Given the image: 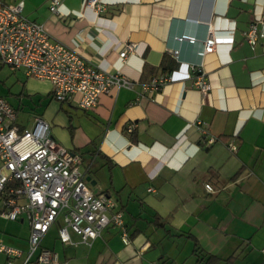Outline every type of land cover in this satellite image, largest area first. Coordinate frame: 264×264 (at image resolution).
<instances>
[{
	"label": "crops",
	"instance_id": "crops-1",
	"mask_svg": "<svg viewBox=\"0 0 264 264\" xmlns=\"http://www.w3.org/2000/svg\"><path fill=\"white\" fill-rule=\"evenodd\" d=\"M3 1L22 3L23 15L52 39L133 82L85 111L57 101L49 81L15 72L18 124L49 122L53 139L81 155L93 193L118 202L130 239L124 244L110 226L91 245L74 234L75 244L65 245L56 223L41 246L58 254L57 264H264V39L254 48L246 41L250 24L264 18V0H103L101 14L83 0H60L57 14L51 0ZM209 26L217 46L205 58L200 42L176 39L203 40ZM129 43L135 50L122 60ZM194 67L206 73V95ZM164 75L171 80L149 90ZM3 213L0 201V241L27 251L29 222Z\"/></svg>",
	"mask_w": 264,
	"mask_h": 264
},
{
	"label": "built area",
	"instance_id": "built-area-1",
	"mask_svg": "<svg viewBox=\"0 0 264 264\" xmlns=\"http://www.w3.org/2000/svg\"><path fill=\"white\" fill-rule=\"evenodd\" d=\"M86 7L101 14L107 8L103 0H83ZM60 0H51L50 11L57 14ZM23 4L8 5L0 0V61L11 71H23L27 78L49 81L53 96L59 102H73L89 111L97 107L100 96L113 88H130L133 82L120 73L112 74L87 62L78 52L52 39L44 25L23 15ZM180 42H200L199 56L205 58L216 50L214 29L200 40L191 35L176 37ZM264 39V18L250 24L246 41L254 48ZM135 50L129 43L120 53L122 60ZM195 86L204 95L211 90L206 73L193 68ZM171 80L168 75L152 81L149 90L157 91ZM17 110L7 99L0 97V201L3 216L8 220L25 218L30 225L29 249L5 245L0 241V255L6 264H57L58 254L41 246L51 227L59 223V239L74 245L72 234L81 243L91 245L110 226L121 232L122 241L130 243L123 212L118 202L106 194H95L88 186V169L82 168V157L58 144L52 137L51 125L36 117L30 128L21 127ZM207 144L216 138L198 123ZM130 132L133 126L128 128ZM237 151L235 143L229 144ZM208 191L213 188L206 185ZM153 191V189H150ZM264 254V247L262 248Z\"/></svg>",
	"mask_w": 264,
	"mask_h": 264
},
{
	"label": "rangeland",
	"instance_id": "rangeland-1",
	"mask_svg": "<svg viewBox=\"0 0 264 264\" xmlns=\"http://www.w3.org/2000/svg\"><path fill=\"white\" fill-rule=\"evenodd\" d=\"M15 77V72L11 71L7 66L3 65L0 61V97L8 100V102L17 108L16 97L13 93L15 92L13 88V79ZM12 85V86H11ZM13 88V89H12ZM20 118L27 121L32 114L29 111L21 112Z\"/></svg>",
	"mask_w": 264,
	"mask_h": 264
},
{
	"label": "water",
	"instance_id": "water-1",
	"mask_svg": "<svg viewBox=\"0 0 264 264\" xmlns=\"http://www.w3.org/2000/svg\"><path fill=\"white\" fill-rule=\"evenodd\" d=\"M87 181H88V182L90 181V177H89V176L87 177Z\"/></svg>",
	"mask_w": 264,
	"mask_h": 264
},
{
	"label": "trees",
	"instance_id": "trees-1",
	"mask_svg": "<svg viewBox=\"0 0 264 264\" xmlns=\"http://www.w3.org/2000/svg\"><path fill=\"white\" fill-rule=\"evenodd\" d=\"M201 262V261H200Z\"/></svg>",
	"mask_w": 264,
	"mask_h": 264
}]
</instances>
